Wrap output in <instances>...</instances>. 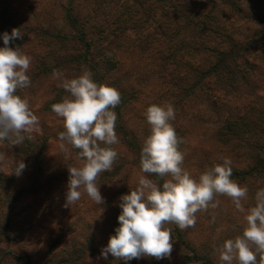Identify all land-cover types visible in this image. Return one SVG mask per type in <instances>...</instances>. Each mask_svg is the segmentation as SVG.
<instances>
[{"label":"rangeland","instance_id":"374dc122","mask_svg":"<svg viewBox=\"0 0 264 264\" xmlns=\"http://www.w3.org/2000/svg\"><path fill=\"white\" fill-rule=\"evenodd\" d=\"M239 1L243 11L238 16L237 25L230 24L228 28L237 36L245 38L247 44H251L249 47L251 50L242 56H246L249 63L253 62L254 56L258 57V68L245 67L248 78L235 83L234 89L229 91L230 102L224 107L211 111L212 107L206 95L196 98L198 100L192 103L191 106L194 108L189 113L178 107L187 127V133L181 134L180 137L183 140L180 150L185 157L183 167L194 179H198L201 173L216 164H222L224 157L232 160V169L237 172L245 170L249 163L250 168L255 165L254 160H247V157L254 154L251 147L255 139H242L244 143L228 144L220 140L215 130L223 123L230 110L235 112L243 105L251 106L254 104L253 101H256L255 104L260 109L264 106V32H262L264 0ZM133 2V0H37L36 3V0H28L17 7L19 15L25 21H33L28 13V8L31 7L30 9L38 11L39 20L44 24L50 21L59 24L64 5L72 8L74 6L75 13L80 16L84 26L86 25L87 40L93 38L95 42L92 43L91 49H97L96 39L110 38L113 31H123L121 29L124 26L118 23V16L123 8L132 7ZM240 18L242 19L239 20ZM155 28L148 25V28L140 31L129 29L125 32L121 41L113 47L116 51V60L119 62L116 70L106 71V68L102 67L104 63H100L101 65L94 69L93 66H89L90 64H83L80 60H74L59 69L67 79L78 77L85 69L90 70L95 82L99 79L102 84L110 85L119 92L124 91V97L127 98H121L119 104L121 106L118 105L122 112L121 118L117 117L115 126L119 143L112 146L118 157L112 170L101 173L96 181L97 185H100L99 190L105 201L103 205L94 203L84 194L76 204L66 206L70 175L68 167H79L83 162L71 145L65 143L69 150L67 154L60 148L58 134L65 130L63 119L58 117L52 108L46 107L52 100L61 98V95L58 96L60 92L66 94V90L61 86V80L54 78L52 74L40 76L23 92L16 93L29 101L32 111L39 118V124L31 135L33 140H46L48 143L43 160L46 175L42 176V173L32 169L31 163L25 162L11 147L0 141V153L5 157L0 160L1 169L12 176L14 188L12 190L23 189L27 193L21 202L13 203V199L6 202V196L0 190V232L5 230L4 227L8 223L10 226L8 231L10 237L0 234V264H28L22 260L25 254H30L32 264H54L53 261L58 262L63 258L64 250H69L64 241H73L78 248L88 250L87 238L92 241L89 245H92L94 251L86 253L84 263L80 255L78 257L76 255L75 264H119L111 254L104 259L101 250L107 246L110 236L115 235V228L119 227L117 218L122 211L119 207L120 197L138 187L141 175L151 177L150 174L141 172L140 161L132 152L128 140L143 142L150 134V125L144 115L149 106L171 103L177 110L175 106L181 100L173 96L180 94V91L173 94L174 91L170 87L180 88L186 83L177 76L182 74L181 70L184 67L181 69L177 65L178 62L176 63L180 61L181 53L173 49L167 50L166 44L158 41L156 36H151L150 32L154 33ZM71 34L72 37L79 36L77 31L71 30ZM157 34L160 36L162 33ZM73 42L75 45L73 43L69 45L70 56L82 54L83 43ZM23 48L24 54L31 58V66L26 73L30 77L35 73L34 64L42 58L49 47L38 35L31 34ZM159 55L163 57L158 59ZM88 56L93 57L92 52ZM96 59L95 62L101 60L99 57ZM186 115L187 117H184ZM191 116L194 118L191 119ZM187 118L192 121H187ZM19 161L26 167L17 174L14 171ZM259 169L254 172L249 169L250 174L240 176L232 174L231 177L248 189V197L242 201L246 210L255 205L256 192L264 188V174H261ZM31 171L36 172V176ZM213 203L217 206L210 205L206 211L196 213V223L193 227L181 230L175 224L166 225L171 229L172 236L173 250L170 258L158 260L154 257H142L132 260L140 264H203V260L221 264L215 249L225 239L242 234L246 226L244 219L246 213L236 210L227 196L217 195ZM61 238L63 242H58ZM196 255L200 259H195Z\"/></svg>","mask_w":264,"mask_h":264},{"label":"clouds","instance_id":"9594fccd","mask_svg":"<svg viewBox=\"0 0 264 264\" xmlns=\"http://www.w3.org/2000/svg\"><path fill=\"white\" fill-rule=\"evenodd\" d=\"M22 37L20 29L13 28L11 34L3 33L4 47H0V141L12 145L33 139L31 134L39 124L29 101L16 94L31 84L26 74L31 58L18 46H9ZM52 76L61 80L69 93L51 105L63 119L65 130L58 134L60 148L67 154L65 143L71 145L79 150L83 162L79 167H68L66 206L76 204L84 194L103 205L96 181L101 173L112 170L118 157L112 147L119 143L117 114L112 109L120 104L121 94L110 85L95 82L87 69L76 78H64L60 70H53ZM144 115L150 134L143 141L140 169L155 174L163 183L141 175L138 187L120 197L119 227L102 248L101 256L107 259L111 254L125 262L142 257L170 258L172 236L166 225L175 224L181 230L195 226L196 213L210 205L216 207L215 197L223 195L231 199L236 210L246 213V226L241 235L225 239L215 249L221 264H264V188L256 192L255 205L246 210L242 201L247 199L248 189L231 179L232 160L228 157L194 179L183 167L185 157L179 147L183 140L170 122L175 119L174 105L153 104ZM4 158L0 153V160ZM25 167L19 161L14 172L19 174Z\"/></svg>","mask_w":264,"mask_h":264},{"label":"trees","instance_id":"16d2710c","mask_svg":"<svg viewBox=\"0 0 264 264\" xmlns=\"http://www.w3.org/2000/svg\"><path fill=\"white\" fill-rule=\"evenodd\" d=\"M23 1L28 0H0V47H4L3 33L8 32L11 34L13 28H19L23 37L11 41L9 46H18L23 54V46L28 42L31 34L38 35L48 45L49 48H46L42 58L34 64L36 69L35 73L30 76L31 84L36 78L52 74L53 70H59L74 60H80L81 63L86 65L90 64L89 66H93L94 69L98 67L97 65L104 63L102 67H105L106 71L111 72L112 70H116L119 62L116 60V51L113 47L121 41L120 39L125 35V32L129 29L140 31L141 29L148 28V25L155 26L154 33L150 32V35L156 36L158 41L166 44L167 50L173 49V51L181 53L180 61H176L175 58L174 61L178 62L177 65L181 69L184 66L183 70H181L182 74H177V76L179 80L186 83L182 84L180 88L170 87L174 91L173 94L180 91V94L178 93L177 96H173L175 99L181 100L175 106L177 107V110H175L176 116L172 121L178 137H181V134L187 133L186 123L181 117L182 113L178 110V107L184 109V112L189 113L194 108L191 106L192 103L203 97L202 95H206V98L209 100L210 107H212L210 108L211 111L224 107L230 102L228 100L229 91H232L231 89L235 86V83L241 79L248 78L245 67L249 69L258 68V57L254 56L253 62L249 63L248 58L242 56V54L251 50L249 48L251 44H247L245 38L237 36L234 31H230L228 28L230 24L232 26L237 25L238 16L243 11L239 0H133V6L123 8L124 10L118 16V23L124 26L121 29L123 31H113L110 38L102 37L96 39V42H98L97 49H91L92 43L95 42H93V38L87 40L86 25L84 26L80 16L75 13L74 6L72 8L71 6L64 5L59 24H54L51 21L44 24L39 20L38 11L30 9L31 7L28 8V13L33 21H25L19 15L17 5L20 7ZM122 15L123 18L121 19ZM262 26V32H264V21ZM71 30L77 31L79 36L72 37ZM157 33L162 34L159 36ZM178 39H182V41H177ZM73 41L83 43L81 48L84 51L82 54L70 56L71 47L69 45L70 43L75 45ZM172 41L176 43H172ZM91 52L93 57L88 56V54L91 55ZM96 57H99L101 60L95 62L97 60ZM161 57L163 56L159 55L158 59ZM163 59L165 60V57ZM97 80L98 84H102L99 79ZM25 89L18 90L17 94L23 92ZM64 93L60 92L58 96L61 95V98L52 100L46 107L50 109L52 104L61 102L64 96L69 95L67 92L65 95ZM120 94L121 98L124 99L125 92H120ZM253 102L254 104L251 106L246 104L238 107V111L233 112L230 110L223 123L218 128H215L220 140H224L228 144L244 143L242 139H255L251 147L254 154L247 157V160H254L255 165H252L253 167L250 168L249 163L246 165L245 170L238 172L232 169V174L239 176L250 174V170L254 172L259 167L260 173L264 174V106H262L263 109H260L255 104L256 101ZM119 106L114 108L113 111L117 113L118 118H121L122 112ZM187 115L184 117H187ZM190 118L193 119L194 117L191 116ZM186 120L192 121L188 120V118ZM118 127L121 128L120 126ZM2 141L8 147H11L16 155L21 156L25 162L31 163L32 169L42 173V176L46 175V169L43 165V160L48 150L46 140L25 138L18 145H12L7 140ZM128 144L140 161L143 142L128 140ZM181 146L182 143L179 146L180 149ZM73 150L78 154L79 150ZM35 173L32 172L33 175ZM150 176V178L162 185L163 181L155 174H150ZM51 181L55 182V180ZM12 188V176L6 174L0 166V190L6 196V202L12 199L13 203L21 202L27 194L26 191L23 189L12 190ZM8 225H5V230L0 232L1 236L10 237L8 232L10 231V226ZM61 241L63 242V238L58 240V242ZM86 242L88 250L82 247L78 248L73 241H64L63 243L66 244L69 250H64L63 258L60 261H53L52 263L75 264L76 255L77 257L80 255L82 263H84L86 253L94 251L91 247L92 245H89L92 241L87 238ZM194 257L197 260L200 259L197 255ZM22 260L28 264L33 263L30 254H25ZM50 260L52 261V259ZM118 262L119 264H140L134 260L127 262L119 260ZM203 264L215 263L211 260H203Z\"/></svg>","mask_w":264,"mask_h":264}]
</instances>
